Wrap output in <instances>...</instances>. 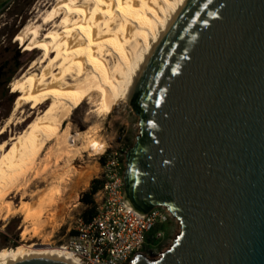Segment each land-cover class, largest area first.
Instances as JSON below:
<instances>
[{
  "label": "water",
  "instance_id": "95a60500",
  "mask_svg": "<svg viewBox=\"0 0 264 264\" xmlns=\"http://www.w3.org/2000/svg\"><path fill=\"white\" fill-rule=\"evenodd\" d=\"M124 196L180 231L132 264H264V0H192L141 76ZM8 264H73L38 257Z\"/></svg>",
  "mask_w": 264,
  "mask_h": 264
},
{
  "label": "bare ground",
  "instance_id": "6f19581e",
  "mask_svg": "<svg viewBox=\"0 0 264 264\" xmlns=\"http://www.w3.org/2000/svg\"><path fill=\"white\" fill-rule=\"evenodd\" d=\"M191 1L53 0L20 29L21 37L45 51L12 82L21 93L15 110L29 100L51 102L10 145L0 144V209L6 217L22 212L24 224L31 225L22 231V239L29 232L38 235L41 225L55 218L51 208L64 203L65 191H74L82 179L73 183L75 161L103 148L92 129L74 133L67 123L70 115L87 99L106 115L120 101L132 104L141 76ZM50 142L55 144L39 166ZM39 178L44 188L28 193ZM21 192V198L36 200H22L15 207L10 197ZM38 257L80 264L69 251L48 244L0 250V264Z\"/></svg>",
  "mask_w": 264,
  "mask_h": 264
},
{
  "label": "rangeland",
  "instance_id": "374dc122",
  "mask_svg": "<svg viewBox=\"0 0 264 264\" xmlns=\"http://www.w3.org/2000/svg\"><path fill=\"white\" fill-rule=\"evenodd\" d=\"M52 1L0 0V130L6 126L5 132L0 136V144L6 142L10 145L11 139L20 135L31 122L44 114L51 104V102L29 100L20 109L15 110L21 93L14 91L12 82L21 77L33 61L38 60L44 54V47L30 44L28 40L19 35V32L24 24L39 14V11L46 10ZM7 90L13 93V98L7 94ZM102 111H98L91 99H87L73 111L67 120L74 133L92 129L95 138L103 146L98 152L83 153L71 167L73 183L82 176L80 184L74 187L72 193L70 190L65 191V201L62 205L60 204L59 208L55 206L51 208V212L56 213L55 218L43 223L40 227L42 231L40 230L38 235L29 232V237L27 236L26 239H22V231L31 225L24 224L22 212L16 211L6 217V211L0 209V250L19 245L29 246L31 243L63 248L74 232L76 221L80 217L85 219L84 211L96 207L100 202V195L96 193L93 203H87L81 199L83 194L90 190L93 179L105 180L106 156L112 151H118L125 170L126 153L134 145L140 132V116L128 101L118 102L108 115ZM52 143L55 144L50 142L42 153L39 166H44L43 157L49 146L53 145ZM55 159L56 157L53 156L52 160ZM53 170L54 168H51L48 172ZM43 186L44 183L39 178L28 188L27 192L33 193L41 187L44 188ZM21 196L22 192L16 196L11 195L10 199L15 207L22 200H36L32 197L21 198ZM158 229L164 230L165 233L159 241L154 238L155 231L149 234L144 253L149 259L158 258L170 246L180 231V225L171 220L161 224Z\"/></svg>",
  "mask_w": 264,
  "mask_h": 264
},
{
  "label": "built area",
  "instance_id": "2783aa9c",
  "mask_svg": "<svg viewBox=\"0 0 264 264\" xmlns=\"http://www.w3.org/2000/svg\"><path fill=\"white\" fill-rule=\"evenodd\" d=\"M126 164V163H125ZM124 169L118 151L106 156L105 180L96 193L100 202L89 219L80 217L67 244L80 264H132L137 254H144L150 233L160 240L165 231L158 227L179 220L164 205L143 214L124 196Z\"/></svg>",
  "mask_w": 264,
  "mask_h": 264
},
{
  "label": "trees",
  "instance_id": "16d2710c",
  "mask_svg": "<svg viewBox=\"0 0 264 264\" xmlns=\"http://www.w3.org/2000/svg\"><path fill=\"white\" fill-rule=\"evenodd\" d=\"M7 94L13 98V93L7 90ZM14 100V99H12ZM103 180L100 179H93L90 190L83 194L82 201H85L87 203H93L94 202V194L97 193L103 186ZM95 210V207H92L90 209H86L83 213V216L85 219H89L93 212Z\"/></svg>",
  "mask_w": 264,
  "mask_h": 264
}]
</instances>
